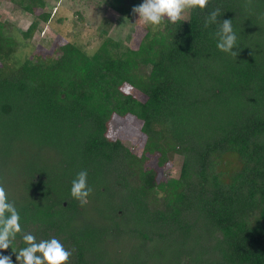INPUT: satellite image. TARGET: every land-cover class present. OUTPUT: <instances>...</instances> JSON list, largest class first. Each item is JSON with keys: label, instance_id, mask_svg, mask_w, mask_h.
I'll return each mask as SVG.
<instances>
[{"label": "trees", "instance_id": "1", "mask_svg": "<svg viewBox=\"0 0 264 264\" xmlns=\"http://www.w3.org/2000/svg\"><path fill=\"white\" fill-rule=\"evenodd\" d=\"M12 1L34 15L18 30L31 42L52 12L46 0ZM84 2L136 21L142 0ZM185 17L132 41L104 19L93 51L72 39L16 64L20 40L0 19V164L17 144L24 153L3 186L24 233L75 249L68 264H264V0H209ZM223 19L235 59L216 47ZM113 118L134 122L135 143L111 134ZM175 155L176 178L166 176ZM81 170L84 206L70 195ZM24 246L18 234L0 255L17 264Z\"/></svg>", "mask_w": 264, "mask_h": 264}, {"label": "rangeland", "instance_id": "2", "mask_svg": "<svg viewBox=\"0 0 264 264\" xmlns=\"http://www.w3.org/2000/svg\"><path fill=\"white\" fill-rule=\"evenodd\" d=\"M46 2L45 10L52 12V18L47 23L41 21L32 41L28 42L20 36L18 30H25L34 15L18 8L12 0H0V19L13 25V28H10L11 34L20 40L18 50L13 55L11 62L16 64L26 58H33L35 55L41 57L55 55L61 43L72 39L86 44V49L93 51L98 45L95 29L104 19L111 21L109 34L114 39L126 40V38H130L131 41L137 40L143 32L141 30L145 28L138 20L120 17L114 10L103 5L97 6L94 2L90 3L92 5L85 4L84 0H46ZM75 8L84 9L88 20L87 25L75 23V15L73 14ZM184 15L186 16L187 12ZM61 17L64 19L60 22L58 19ZM134 128V122L129 119L113 118L110 122L111 134L125 140L128 145L135 143L139 136L135 133ZM20 148V144L19 146L17 144L13 149L14 153L10 154L9 163L0 164V184L7 183L9 175H13L15 172L21 173L24 153ZM180 164L181 157L175 155L171 162L166 164V176L176 178L179 175Z\"/></svg>", "mask_w": 264, "mask_h": 264}, {"label": "clouds", "instance_id": "3", "mask_svg": "<svg viewBox=\"0 0 264 264\" xmlns=\"http://www.w3.org/2000/svg\"><path fill=\"white\" fill-rule=\"evenodd\" d=\"M248 3L250 4L251 0H248ZM208 4L209 0H142V3L133 7L132 12L138 16L137 20L141 25L155 30L165 20L170 24L188 21L184 15L186 12L190 13L195 8L203 10ZM220 15L219 8L212 10L205 18L204 27L216 23ZM214 36L217 39V49L235 59L238 51L233 49H238L239 45L232 20L223 19ZM91 193L87 170H81L71 181L70 195L80 206H84L88 203ZM20 221L19 211L14 202L8 200L5 187L0 184V250L12 248L17 235L21 234L25 246L13 251L17 264H68L75 249H66L55 237L37 241L34 234L23 232ZM0 264H13L11 256L0 255Z\"/></svg>", "mask_w": 264, "mask_h": 264}]
</instances>
